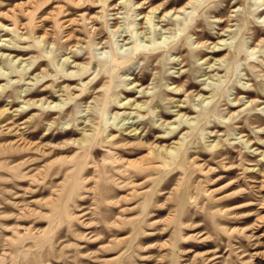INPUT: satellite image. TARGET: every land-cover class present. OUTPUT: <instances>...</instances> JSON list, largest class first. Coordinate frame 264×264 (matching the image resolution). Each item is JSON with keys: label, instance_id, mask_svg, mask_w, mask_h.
<instances>
[{"label": "rangeland", "instance_id": "374dc122", "mask_svg": "<svg viewBox=\"0 0 264 264\" xmlns=\"http://www.w3.org/2000/svg\"><path fill=\"white\" fill-rule=\"evenodd\" d=\"M189 1L0 0V264H264V0Z\"/></svg>", "mask_w": 264, "mask_h": 264}, {"label": "bare ground", "instance_id": "6f19581e", "mask_svg": "<svg viewBox=\"0 0 264 264\" xmlns=\"http://www.w3.org/2000/svg\"><path fill=\"white\" fill-rule=\"evenodd\" d=\"M197 3H198L197 0H191V1H189L185 6L179 8L178 10H172V11L166 12V14L163 16L161 22H168V23H170V22H171L170 17H174L175 15H176V19H178V18H179V15H185L186 12H187V10L190 9V8H192L193 6H195ZM165 9H166V5H163V6L160 7V8H156V9L153 8V9L151 10L150 13H152V14H156L157 11H159V10L164 11ZM161 13H162V12H161ZM148 16H149V15H148ZM148 16H147V18H149ZM167 18H169V20H166ZM222 22H224V21H222ZM222 22H221V23H222ZM160 25H161V24H158V25H157V28H159ZM165 26H166V25H165ZM161 29H162V28H161ZM164 32H165V31H164ZM229 32H230V29H226L225 33H229ZM164 34H166V33H164ZM221 42L224 43V42H225V39H222ZM158 140L165 141L166 138H158ZM249 144H250V143H249ZM60 150H61V149H60ZM63 151H65V150H63ZM138 151H139V150H138ZM149 155H153V152L151 151ZM144 157L149 158V157H147V156H144ZM152 157H153V156H152ZM150 158H151V157H150ZM140 159H141V158H140ZM133 161H134L135 163H138L137 160H133ZM148 161H149V159H148ZM218 180H220V179H218ZM231 185H233V183H228V184H225L224 186L220 187L219 189H221V188H226V187H229V186H231ZM245 207H247V206H237V207H233V208H231V210H239V209H243V208H245ZM239 212H240V211H239ZM259 221H260V220H259ZM258 225H259V224H258Z\"/></svg>", "mask_w": 264, "mask_h": 264}]
</instances>
